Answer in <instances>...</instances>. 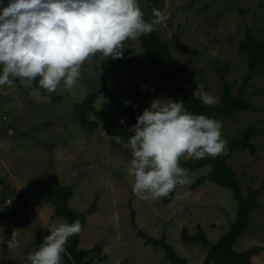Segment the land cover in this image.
Returning <instances> with one entry per match:
<instances>
[{"label":"rangeland","instance_id":"374dc122","mask_svg":"<svg viewBox=\"0 0 264 264\" xmlns=\"http://www.w3.org/2000/svg\"><path fill=\"white\" fill-rule=\"evenodd\" d=\"M140 6L147 21L153 19L154 7L170 17L154 31L169 45L174 61L191 60L183 75L188 96L195 97L193 93L203 84L209 94L220 100L216 65L228 66L226 78L233 93H238L249 73V56L240 53L247 31L250 29L254 37L264 41V0H140ZM125 46L132 50L134 62L120 68L116 76L104 75L98 54L84 63L82 76L71 91L65 90L63 83L51 95L35 84L10 88L14 91V100L7 102L0 98V122L7 128L17 129L14 142H23L13 149L18 158L16 171L25 172L26 181L38 189L40 198L44 183L57 188L72 187L73 210L87 214L82 241H90L92 248L110 247L111 252L92 255L86 264H117L119 261L120 264H173L163 248L147 244L138 233L155 240L166 237V243L176 248L180 258L189 252L203 255L206 248L182 243L183 230L187 229L191 235L202 230L212 244H216L235 223L239 202L233 190L210 181L196 190L192 188L196 181L208 176L210 166L189 172L190 183L178 191L190 195L176 200L175 192L171 208L170 203H163V198L136 197L131 190L134 178L127 174L130 149L125 148L127 138L132 135L128 128L134 125L130 116L116 110L108 94H99L94 106L96 111L106 110L108 123H100L97 130L91 131L75 119L76 106L102 88L123 102L131 100L127 105L138 113L154 98L166 96L168 85L151 76V71L158 69L147 60L140 38L125 42ZM244 98L251 103V109L221 121L228 144L250 124L259 130L252 140L257 146L256 155L237 150L228 161L246 198L250 189H259L264 181V75L255 74ZM3 116L7 121L2 120ZM122 118L124 124L119 123ZM89 119L96 117L90 115ZM117 136L122 139L112 138ZM26 141L28 143L24 144ZM187 160L191 159L181 158L180 164ZM258 205L251 214L249 229L239 242L240 248L246 251L263 248L254 256V264H264V192L258 198ZM26 208L23 205L25 211ZM10 219L11 223L0 226V238L12 229L8 240L0 245V261L11 256L12 251L6 244L13 235L18 240L13 232L16 217ZM118 236L119 242L114 243ZM179 245L189 248V252ZM62 264H65L64 259Z\"/></svg>","mask_w":264,"mask_h":264},{"label":"clouds","instance_id":"9594fccd","mask_svg":"<svg viewBox=\"0 0 264 264\" xmlns=\"http://www.w3.org/2000/svg\"><path fill=\"white\" fill-rule=\"evenodd\" d=\"M152 17L145 20L140 0H0V88L38 83L51 95L63 83L71 91L86 61L98 54L103 60L123 58L125 42L150 35L170 18L155 7ZM193 96L206 107L219 103L203 84ZM222 130L221 120L194 115L183 100L154 98L128 128L132 135L125 148L130 149L127 174L134 178L133 195L158 200L176 192V200L186 199L190 193L178 191L190 183L189 169L180 165L181 158L227 155ZM49 230L50 235L27 255L26 264H62L65 246L83 226L76 219L53 224ZM18 246L13 235L8 247Z\"/></svg>","mask_w":264,"mask_h":264},{"label":"trees","instance_id":"16d2710c","mask_svg":"<svg viewBox=\"0 0 264 264\" xmlns=\"http://www.w3.org/2000/svg\"><path fill=\"white\" fill-rule=\"evenodd\" d=\"M140 44L145 52L147 60L158 69L152 70L151 76L157 79L158 82L168 85L166 96L175 100H183L185 102V107L194 115H204L217 120H222L223 118L233 119L237 112H246L251 109L252 105L244 98V93L247 87L251 85V81L257 72L264 75V41L254 37L250 29L247 31L246 38L240 50L242 55L246 54L249 56V73L244 78V82L239 88L238 93L234 94L226 78L228 66L224 68L220 65H216L215 71L219 78L221 98L218 105L214 108L206 107L201 103L198 97H190L186 94L183 75L189 68L191 60L187 63L174 61L169 45L162 41L160 35L156 31H153L148 36H141ZM124 51L125 55L121 59L114 61L111 59H99L101 70L107 78L116 76L120 68L133 64L134 55L132 50L124 46ZM34 84L40 89L38 83ZM99 94H108L114 108L130 116L133 124L136 123L137 115L141 114L143 111L139 113L136 112L115 94L109 93L106 88H102L99 92L87 96L85 100L74 109L75 119L91 131L97 130L100 123H108L106 110L96 111L94 106ZM56 101L59 102V98H57ZM90 115H94L96 119L90 120ZM258 132L257 126L250 124L235 140L228 144L227 155H220L214 158L208 157L207 159L201 160L191 159L183 161L182 164H180L182 167L189 169V172L198 171L210 166L212 170L208 176L200 178L192 185V188L196 190L206 181H210L219 187L233 190L239 202L235 223L232 225L230 231L216 244H212L202 230L196 235H191L187 229L183 230L181 235L182 243L197 244L208 249L204 264H253L252 257L263 251V248H254L245 252H237L234 246L250 227L251 214L259 207L258 198L264 192V181L259 189H250L247 197L244 198L239 180L233 168L228 164L233 151L246 150L247 153L256 155L257 146L252 143V140ZM40 196L46 203L54 206L56 217L65 219L67 223H72L76 219H80L83 226L87 214L77 213L69 206L74 197L72 187L64 186L59 189H54L49 183H44L41 187ZM174 196L175 192L168 197H164L163 203H171ZM5 217V214H0V222L3 221ZM82 234L83 230L80 234L70 238L65 246V252L62 254V259L65 260V264H83V262L92 255L101 254L102 248L99 245L90 250H82L80 248ZM47 235H50V232L47 233L46 236ZM138 235L142 236L147 244L153 245L155 248H163L167 253L168 259L173 264H188L185 259L177 255L172 246L166 243V237H163L161 240H155L142 232H139ZM44 237L41 238V243ZM0 264L8 263L2 260Z\"/></svg>","mask_w":264,"mask_h":264},{"label":"crops","instance_id":"0c3cea01","mask_svg":"<svg viewBox=\"0 0 264 264\" xmlns=\"http://www.w3.org/2000/svg\"><path fill=\"white\" fill-rule=\"evenodd\" d=\"M13 93L14 91L10 90V88H0V98L6 100L7 102L14 100ZM2 120L7 121L5 116H3ZM8 129L11 130V135L9 134ZM15 130L17 131V129ZM15 130L13 128H7V126L0 122V214H5L6 216L5 219L0 222V226L5 225V223H11L12 221L10 218L16 217L17 223H14V227H16V229L13 232L16 236H18L19 241V246L17 248L9 249L12 251L11 256L8 259L5 258L2 260L6 261L8 264H26L27 255L42 244L41 238L50 232L49 228L53 224L66 222V220L56 217L53 206L41 200L38 194V189H36L32 183L26 181L24 177L26 176L25 172L16 171V162L18 161V158L15 156L13 149L14 147L17 148L18 146H21L23 142L18 143L13 141L14 136H16ZM26 143L28 142L26 141L24 144ZM22 160H24V158H22ZM51 186L54 189L60 188L53 185ZM73 201L74 198L69 204L72 210ZM23 205L27 206L26 211L23 209ZM173 206L174 204L170 203L168 207L171 208ZM9 231L12 232V229L10 228ZM10 232L2 235L0 238V245L4 244V242H6L5 240H8ZM82 237L83 234L81 236L80 248H86L87 250L92 249V247H89L91 242L82 241ZM208 239L210 240V238ZM119 240L120 237L118 236L117 239L113 240V242L118 243ZM210 242L213 243L211 240ZM6 245H4V248ZM179 246L181 249L185 248L184 246ZM101 248L104 253L107 251L111 252L110 247H105L104 245ZM174 249L176 251V248ZM234 249L237 252L246 251V249L240 248L239 241L234 246ZM184 250H186L187 253L189 252V248H185ZM207 253V248L203 250V255H198V253L197 255H193L189 252L188 255H183L182 259H185L188 264H204ZM254 256L252 257L253 264L255 261L254 259H256ZM17 257L19 259H16ZM90 259L91 258L89 257L83 262V264H86V262ZM117 264H120V261Z\"/></svg>","mask_w":264,"mask_h":264}]
</instances>
